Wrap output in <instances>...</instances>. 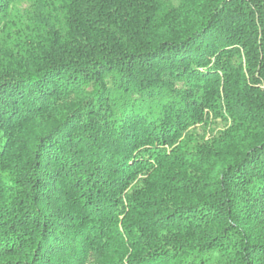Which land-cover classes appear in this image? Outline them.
Wrapping results in <instances>:
<instances>
[{
	"label": "trees",
	"instance_id": "1",
	"mask_svg": "<svg viewBox=\"0 0 264 264\" xmlns=\"http://www.w3.org/2000/svg\"><path fill=\"white\" fill-rule=\"evenodd\" d=\"M0 264H264V0H0Z\"/></svg>",
	"mask_w": 264,
	"mask_h": 264
},
{
	"label": "rangeland",
	"instance_id": "2",
	"mask_svg": "<svg viewBox=\"0 0 264 264\" xmlns=\"http://www.w3.org/2000/svg\"><path fill=\"white\" fill-rule=\"evenodd\" d=\"M201 125V123L197 124L196 127H199ZM212 127H214V132L217 130H220L222 128V126L220 124H212ZM27 128H32V127H27ZM192 128V126H191ZM28 130V129H25Z\"/></svg>",
	"mask_w": 264,
	"mask_h": 264
}]
</instances>
